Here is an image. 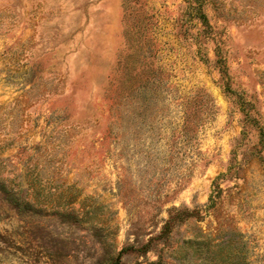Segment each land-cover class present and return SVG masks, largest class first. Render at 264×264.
Segmentation results:
<instances>
[{
	"label": "rangeland",
	"instance_id": "rangeland-1",
	"mask_svg": "<svg viewBox=\"0 0 264 264\" xmlns=\"http://www.w3.org/2000/svg\"><path fill=\"white\" fill-rule=\"evenodd\" d=\"M0 264H264V0H0Z\"/></svg>",
	"mask_w": 264,
	"mask_h": 264
},
{
	"label": "trees",
	"instance_id": "trees-1",
	"mask_svg": "<svg viewBox=\"0 0 264 264\" xmlns=\"http://www.w3.org/2000/svg\"><path fill=\"white\" fill-rule=\"evenodd\" d=\"M0 190L4 193L6 198L11 201V203L19 210H24L29 206L27 202H25L23 199L18 200L14 197L12 194V190L4 188L2 184H0ZM113 264H119L117 260H114Z\"/></svg>",
	"mask_w": 264,
	"mask_h": 264
}]
</instances>
